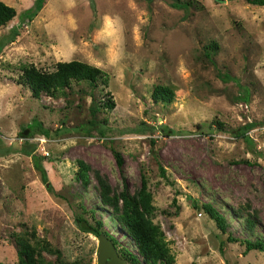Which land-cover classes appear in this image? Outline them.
Here are the masks:
<instances>
[{
	"label": "rangeland",
	"instance_id": "374dc122",
	"mask_svg": "<svg viewBox=\"0 0 264 264\" xmlns=\"http://www.w3.org/2000/svg\"><path fill=\"white\" fill-rule=\"evenodd\" d=\"M2 1L16 15L0 25V261H18L15 233L27 228L61 260L98 264L83 217L127 264H147L101 195L104 185L110 197L136 194L144 178L173 264H264V250L243 242L264 240V4L44 0L26 17L34 0ZM72 59L106 81L37 96L24 83L25 66L50 72Z\"/></svg>",
	"mask_w": 264,
	"mask_h": 264
},
{
	"label": "trees",
	"instance_id": "16d2710c",
	"mask_svg": "<svg viewBox=\"0 0 264 264\" xmlns=\"http://www.w3.org/2000/svg\"><path fill=\"white\" fill-rule=\"evenodd\" d=\"M249 3L263 5L264 0H246ZM44 0H34L33 5L24 10L26 17L34 16L42 7ZM16 15L14 6L0 0V25L5 24L8 20ZM26 67L24 83L30 84L33 89V94L38 95L39 91L45 88H58L66 85L71 79L81 80L102 78L106 81L107 74L101 68L91 65L85 61L72 59L68 61H57L56 68L50 72H42L34 70V68ZM111 106V104H110ZM240 132H235L236 135L244 136V128H239ZM118 165L122 163V157L119 151L114 152ZM160 171L164 173V169L160 167ZM80 172L85 176L86 165L80 163ZM107 185H104L102 191V200L112 207V212L120 225L123 226L135 240L140 252L143 255L144 261L147 264H154L156 261H162L165 264H173L174 256L170 251L167 241L165 240L163 231L159 224L153 222L151 214L154 206L151 203V193L146 189L144 178L141 182V187L136 194H130L126 189H122L119 196L110 197L107 193ZM106 188V189H105ZM121 200L119 203L118 200ZM174 199V198H173ZM203 208L209 213L217 225L225 228V217L212 205L204 204ZM76 220L83 230L92 232L96 235L101 231L97 225L91 224L83 217H76ZM98 225L100 221H97ZM18 261L15 264H69L61 260L60 249L53 246L47 239H38L37 244L33 245L29 238L28 229L23 232H16ZM228 239L234 240L233 236L228 235ZM245 248L244 252L251 249L264 250V240L256 238L254 240L245 238L243 240ZM42 251L54 253L56 258L49 260L43 256ZM132 264H138L139 259L132 255ZM0 264H3L0 261Z\"/></svg>",
	"mask_w": 264,
	"mask_h": 264
},
{
	"label": "water",
	"instance_id": "95a60500",
	"mask_svg": "<svg viewBox=\"0 0 264 264\" xmlns=\"http://www.w3.org/2000/svg\"><path fill=\"white\" fill-rule=\"evenodd\" d=\"M97 237L98 264H127L126 260L117 254L114 245L106 235L100 233Z\"/></svg>",
	"mask_w": 264,
	"mask_h": 264
}]
</instances>
